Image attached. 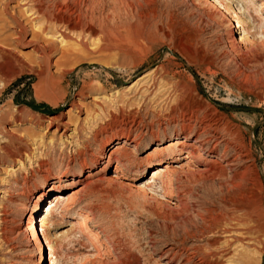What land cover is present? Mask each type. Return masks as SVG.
I'll return each mask as SVG.
<instances>
[{
    "label": "rangeland",
    "instance_id": "374dc122",
    "mask_svg": "<svg viewBox=\"0 0 264 264\" xmlns=\"http://www.w3.org/2000/svg\"><path fill=\"white\" fill-rule=\"evenodd\" d=\"M210 1L11 0L22 41L0 6V264H34L24 231L31 192L44 175L78 172L82 181L62 189L46 216V264H179L187 256L201 264L211 251L219 264H264V31L243 34L240 26L259 23L264 0H247L250 14L241 13V0L227 12ZM67 19L76 30L62 24ZM36 43L50 51L48 66ZM190 107L239 129L249 158L233 167H248L236 186L225 159L207 164L212 173L188 164L193 175L181 174L175 193L149 183L163 157L152 136L171 139L172 110ZM117 132L138 138L139 147L112 139L104 155L123 152L118 169L112 162L79 171ZM203 160L211 161L205 152ZM159 191L181 203L160 208ZM50 199L35 214L44 215ZM61 204L72 205L59 213ZM86 217L95 241L77 231L65 240L71 223Z\"/></svg>",
    "mask_w": 264,
    "mask_h": 264
},
{
    "label": "bare ground",
    "instance_id": "6f19581e",
    "mask_svg": "<svg viewBox=\"0 0 264 264\" xmlns=\"http://www.w3.org/2000/svg\"><path fill=\"white\" fill-rule=\"evenodd\" d=\"M9 1L11 0H6L5 2H1L0 4L1 10L5 14H8L11 20L14 22V24L16 25V30H17L16 32L18 34V40L22 41L21 38L23 37L25 33V29L22 26L21 22L17 19V17L14 14L10 13L9 6H8ZM248 2L247 0H241L242 9H243V11L241 12L242 14H250V4H248ZM210 3H211L212 9H215V10L218 9L221 12H225V11L227 12V10L228 11L232 9L234 10L233 4L240 3V0H211ZM261 6L262 4H259L257 6L258 9H261ZM77 9H79V7H77ZM257 12L259 13L260 10H258ZM224 14H226L227 16L228 13H224ZM250 19L253 21L251 15H249V20ZM234 22L235 24H238L236 21L233 20V23ZM257 22L259 23H257L256 26H254V21L253 23L242 22L240 25L242 28V30L240 29L241 32L244 34V32L248 33V32H251V30H255L254 32L258 34V31L256 30L264 31L263 29L264 28V17H260L257 20ZM233 23L232 21L231 22L227 21V25L231 29L232 35H233L234 28H236V25L234 26ZM62 24L67 29H70L73 31L77 29L78 22L72 23L71 20L67 19V20H64ZM234 39L236 40V38ZM239 40L241 41L243 39H241L240 37ZM23 41H25V39ZM33 45L34 46L32 50H35V52L39 53L41 58L46 63V66H48L49 58H50L49 57L50 51L46 47L41 46L38 43L33 44ZM77 46H79V44ZM177 100L178 102H182V101L184 102L185 97L180 94L177 97ZM208 118L206 116H199L197 108L194 109L190 107L188 109L172 110V114L169 116V119H168V123H172L174 125L172 132L169 134L171 135L170 137L172 138L163 143L160 141L157 135L152 136L153 137L152 141L157 143V147H160V151L163 154V157H162V160L157 161L155 164L156 166L149 171L150 173L149 180H151V182L149 183H153L159 180L160 186H164V187L167 186L170 188L172 193H175V191L176 192L178 191L177 190L174 191L173 189L174 188L178 189V187L175 186V184L180 181L181 174L182 175L184 174V176L193 175V171H190L187 168L188 164L192 163L193 161H196L197 163L203 166L201 170H206V172L212 173L213 169L209 168L207 164L208 163L218 164V160H223V159L226 160V167L228 168L229 171H231L230 184L236 186L238 182L243 180L244 172H245L243 170L244 169L247 170L248 167L244 168L241 166L242 170L241 169L236 170L235 168H233L235 165H238V163L245 164L249 158L248 156L249 152L246 151V146L244 144V140L240 137L239 129L238 128L231 129L228 123L217 122L214 120H210ZM165 138H167L166 133L163 134L161 139H165ZM112 139H117V140L121 139L123 143L132 144L133 148H138L140 145V140H138V138H131L129 132L127 134L123 132H119V133L117 132L115 134L108 135L103 142V145L101 147L99 154L92 158L90 166L87 167L83 165V167L79 171H82L84 169L89 170V169L96 167L97 165H100L102 167L100 169V172H101L104 169H106L109 166V164H111L112 162L114 163L113 171L118 169L117 168L118 165H120L124 161L125 154H123V152L121 153L120 150L119 151L114 150L109 155L107 156L104 155V147ZM180 139H182V141H179ZM173 141H176V142L171 143ZM201 152H205L207 156L210 157L211 161L203 160V161L198 162V158L201 157ZM181 160L185 161L183 165L178 164V162ZM149 165H153V164L150 163ZM81 176L83 175H81L80 172H78L76 179L74 178L66 179V177L51 178L50 176L48 177L44 175L43 176L44 181H45L44 186L35 188V190L31 192V195H30L31 199L34 198L35 200L33 201L31 209L28 211V215L25 220L24 231H25V236L27 240L33 243L35 250H36V258L33 261L34 264H44V263L46 264L47 255L43 254V250L45 251L47 250V252H49L50 249H52L50 246V238H48V235H46L43 231V229L47 225L46 216L49 215L53 211V209L55 210L56 204L60 202L61 200V196L59 195L60 191L62 189H65V187L73 186L77 183H80L82 181V179L80 178ZM170 176H172L173 179L170 178ZM149 183H148V186H149ZM131 186L137 187V188L139 187V185H134V184ZM74 193L75 192L71 194H74ZM48 197H51V199H50V202H47V205L44 207V210H43L44 215L41 216L37 213L35 214V211H37L38 208L40 211L41 206H39V203L42 201H45L46 198ZM69 197L67 200L71 201L73 204L74 203L73 196L70 195ZM154 197L156 200V204L160 208H164L167 210H171L175 207L177 208V204H180L182 200L181 196L174 197V196H171L170 194L167 195L163 191L162 192L159 191L158 193H156ZM72 204L70 205L68 204V205L71 206ZM61 205H62L61 210L60 211L57 210L59 213L61 211H65L66 209H70L68 208L69 206L66 204H61ZM87 219L88 218L86 217L84 220L82 219V220L72 222L70 229L66 231V234L64 236L65 240L70 238L72 235L74 236L75 234H77V232L78 234L82 236H89L91 241L94 240L93 238L94 236L92 235V233L87 227ZM12 232L13 231L11 230L10 233ZM6 241L9 243L11 240L6 239ZM211 252L208 255H206V257L204 258L201 264H219L218 257H220V254L218 255L216 253H211ZM170 262H174V260L170 259ZM190 262H191V257L187 256L184 258V260L180 261L179 264H189Z\"/></svg>",
    "mask_w": 264,
    "mask_h": 264
}]
</instances>
